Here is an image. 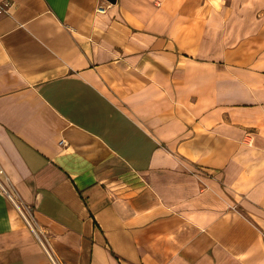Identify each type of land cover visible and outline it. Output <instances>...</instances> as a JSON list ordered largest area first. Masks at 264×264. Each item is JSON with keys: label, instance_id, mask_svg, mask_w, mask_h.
<instances>
[{"label": "crops", "instance_id": "1", "mask_svg": "<svg viewBox=\"0 0 264 264\" xmlns=\"http://www.w3.org/2000/svg\"><path fill=\"white\" fill-rule=\"evenodd\" d=\"M0 3L2 181L62 264H264V0ZM0 264H51L1 190Z\"/></svg>", "mask_w": 264, "mask_h": 264}, {"label": "built area", "instance_id": "2", "mask_svg": "<svg viewBox=\"0 0 264 264\" xmlns=\"http://www.w3.org/2000/svg\"><path fill=\"white\" fill-rule=\"evenodd\" d=\"M107 8H108V5L107 6L106 5L100 6V7H98L97 11L100 13H105ZM9 11H10V5L0 3V16L9 14ZM3 175H4V171L0 168V190L8 196L10 201L15 205V207L18 210L21 217L26 222V224L30 227V229L36 235V237L38 238L44 252L46 253L49 261L51 262V264H62L54 255V253H53L50 245L48 244V242L45 239H43V237H41L39 235V233L37 232V230L34 228L30 209L28 207L18 203L16 197L5 187V185L2 181Z\"/></svg>", "mask_w": 264, "mask_h": 264}, {"label": "water", "instance_id": "3", "mask_svg": "<svg viewBox=\"0 0 264 264\" xmlns=\"http://www.w3.org/2000/svg\"><path fill=\"white\" fill-rule=\"evenodd\" d=\"M109 3L115 4L117 0H106Z\"/></svg>", "mask_w": 264, "mask_h": 264}]
</instances>
